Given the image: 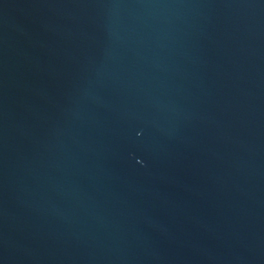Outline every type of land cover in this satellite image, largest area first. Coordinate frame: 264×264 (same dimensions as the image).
Listing matches in <instances>:
<instances>
[{
  "label": "water",
  "instance_id": "1",
  "mask_svg": "<svg viewBox=\"0 0 264 264\" xmlns=\"http://www.w3.org/2000/svg\"><path fill=\"white\" fill-rule=\"evenodd\" d=\"M0 264H264V0H0Z\"/></svg>",
  "mask_w": 264,
  "mask_h": 264
}]
</instances>
